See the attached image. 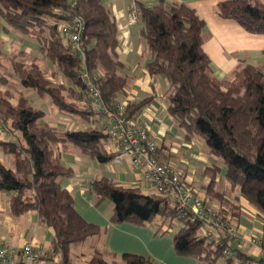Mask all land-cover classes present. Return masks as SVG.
<instances>
[{
	"label": "trees",
	"instance_id": "obj_1",
	"mask_svg": "<svg viewBox=\"0 0 264 264\" xmlns=\"http://www.w3.org/2000/svg\"><path fill=\"white\" fill-rule=\"evenodd\" d=\"M133 2L139 34L150 58L145 67L167 82L164 97L168 115L186 140H203L207 153L223 162L227 187L217 193L214 178L221 167L208 166V193L223 199L224 193L237 191L264 214V68L239 62L228 77L218 79L202 48L204 21L194 8L182 1L156 0L150 6L141 0ZM215 11L250 33H264V0H221ZM75 16L83 21V59L74 54L59 31L61 19ZM0 17L13 29L36 39L40 53L29 59L24 51L6 55L0 43V126L8 133L6 139H0V146L13 158L12 166L0 162V190L10 194L8 204L14 215L35 211L38 222L53 229L49 250L59 264H75L71 246L98 234L101 228L80 215L72 194L61 186L72 169L62 163L60 150L73 147L100 163L109 162L113 154L106 150V134L99 125L59 130L43 121L45 112L33 106L22 89L48 96L60 113L76 114L87 122L94 112L79 104L83 84L78 68L85 66L98 75L101 100L109 105L124 94L132 75L118 58L115 20L102 0H0ZM44 60L51 62L53 71L44 68ZM59 75L70 85L60 82ZM145 102H128L125 114L135 116ZM89 188L94 204L105 199L112 203L110 223L143 225L156 221L157 231L169 232L176 221L174 249L195 258L197 264H264L263 258L233 247L225 238L222 245L208 240L199 231L200 221H181L175 209L161 206L162 197L156 193L124 186L106 176L92 180ZM223 202L227 208L220 210L236 218L238 203ZM225 248H229L227 255ZM93 249L87 264H113L104 254L119 258L122 264L151 263L148 257L137 254Z\"/></svg>",
	"mask_w": 264,
	"mask_h": 264
},
{
	"label": "crops",
	"instance_id": "obj_2",
	"mask_svg": "<svg viewBox=\"0 0 264 264\" xmlns=\"http://www.w3.org/2000/svg\"><path fill=\"white\" fill-rule=\"evenodd\" d=\"M133 1L102 0L111 10L115 20L118 58L132 75L128 88L124 94L117 97V100L127 99L129 103L146 100L135 115L148 126L157 145L158 159L163 163H171L179 169L186 176L190 185L214 207L226 209L223 200L238 203V215L234 219L238 227L240 249L257 259H264V255L260 254L259 247L249 242L252 237H258L262 239L264 245V214L259 213L242 199L237 191L229 194L224 193L223 199L219 195L208 193L207 184L210 181V175L205 172V169L218 164L212 162L209 155L200 148V145H197L199 140L196 141L194 138L186 140L183 132L175 126L168 115V102L164 97L167 82L162 75L150 74L147 71L145 63L150 58L139 34V23L129 22V7ZM141 1L146 5H152L156 0ZM165 1L186 3L194 8L199 18L204 21L206 39L202 48L210 59L211 72L215 77L218 79L228 77L239 62L264 68V33H250L235 20L220 17L215 8L221 0ZM0 43L3 53L6 55L24 51L26 59H29L30 56H40L37 40L13 29L1 17ZM44 68L48 72L54 70V66L49 60H44ZM48 78L53 82L56 81L51 75ZM58 80L70 85V82L60 75ZM17 87L21 88L19 85ZM75 89L77 90V88ZM22 90L27 95L26 88ZM27 97L29 98L28 95ZM79 104L84 106L82 98ZM37 108L39 107L37 106ZM56 117L53 120H47L44 116L43 121L59 130L85 128L90 124L101 125V119L95 117L94 114L88 117L87 122L81 121L76 114H65L59 111ZM112 148V144L107 140L106 150L113 154ZM60 158L65 166L72 169V174L62 179L61 186L72 194L74 206L80 215L85 220L98 224L101 228L98 247L115 254L148 255L155 264H197L195 258L180 255L174 249L172 233L178 229V225H174L169 232L159 233L156 230V221L143 225L127 222L110 223L112 203L105 199L99 204H94V196L90 191L89 182L101 176L112 178L124 186H137L148 192L144 187L142 173L132 166L128 157H123L120 162H114L111 159L109 162L100 163L73 147H66L61 148ZM0 162L5 166L13 165L12 156L5 153L1 146ZM223 174L224 168L220 169L214 178L217 193L224 191L227 187ZM9 196L8 192L0 190V240L8 242L14 247H20L28 241L32 242L38 249L48 252L51 262H58V257L49 250L53 229L40 224L35 211L14 215L8 204Z\"/></svg>",
	"mask_w": 264,
	"mask_h": 264
},
{
	"label": "built area",
	"instance_id": "obj_3",
	"mask_svg": "<svg viewBox=\"0 0 264 264\" xmlns=\"http://www.w3.org/2000/svg\"><path fill=\"white\" fill-rule=\"evenodd\" d=\"M136 19V6L133 2L129 7V22L135 23ZM82 29L83 21L78 16L60 20V33L74 54L83 59V44L80 40ZM77 73L83 84L82 104L101 119L100 127L113 146L112 160L120 162L123 157H128L132 166L142 173L145 189L162 197L161 206L175 209L183 222L200 221L199 231L208 240L222 245L225 238L233 247L240 248L235 219L210 204L173 164L163 163L158 159L157 145L148 126L138 116L125 114L128 100L116 101L112 105L103 103L97 82L98 75L85 66L78 68ZM7 136V131L0 126V138ZM249 242L259 247L260 254L264 255L262 239L252 237ZM223 252L227 255L229 248H225ZM0 264L59 263L51 262L48 252L38 249L32 242L14 247L0 240Z\"/></svg>",
	"mask_w": 264,
	"mask_h": 264
},
{
	"label": "rangeland",
	"instance_id": "obj_4",
	"mask_svg": "<svg viewBox=\"0 0 264 264\" xmlns=\"http://www.w3.org/2000/svg\"><path fill=\"white\" fill-rule=\"evenodd\" d=\"M26 91H27V95L29 96V98L31 100L30 102L34 106H36V107L38 106L39 108L44 110L45 118L47 120H50V119L53 120V119L57 118L56 115L58 113V110L51 103L50 98L48 96L40 97L33 90L27 89V88H26ZM194 139L196 141L199 140V138H194ZM197 145H200V148L202 150H204L205 153H207V147H206L205 143L203 142V140H199V142H197ZM208 155H209L210 160L212 162H215L216 164H218L221 167V169L224 168L223 164H222L223 162L220 158H218L214 155H211V154H208ZM89 222H91V221H89ZM172 224L176 225L177 223H176V221H174ZM162 229H163V227H162ZM174 231H176V230H174ZM100 232L98 234L89 236L84 242H80V243H76V244L72 245V248L70 249V255H71V258L73 260V263H75V264H87L91 254L94 250L93 248H97L99 250H105L104 248L98 247L99 246L98 236H99ZM158 232L162 233L161 230H158ZM172 235H173V233H172ZM81 253H83V254H81ZM120 254H122V253H117V255H120ZM137 255H140V254H137ZM141 256H145V255H141ZM104 257L107 261L112 262L113 264H122V262L119 260V258H114L109 254H104ZM145 257H148L150 259V262H151L150 264H155L154 260L151 257H149L148 255Z\"/></svg>",
	"mask_w": 264,
	"mask_h": 264
}]
</instances>
